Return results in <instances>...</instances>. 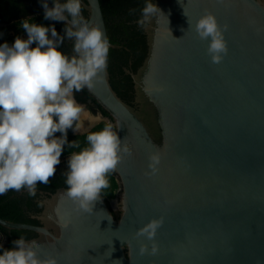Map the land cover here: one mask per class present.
I'll list each match as a JSON object with an SVG mask.
<instances>
[{
    "label": "water",
    "instance_id": "1",
    "mask_svg": "<svg viewBox=\"0 0 264 264\" xmlns=\"http://www.w3.org/2000/svg\"><path fill=\"white\" fill-rule=\"evenodd\" d=\"M81 2L110 40L101 0ZM154 4L162 15L144 27L148 55L137 72L127 70L133 103L113 88L109 63L104 82L86 88L132 148L115 172L120 217L103 193L91 214L79 213L60 188L45 194L42 225L1 216L0 225L37 232L28 241L58 264H264V0ZM205 10L228 26L229 52L218 65L194 31ZM153 152L161 164L149 178ZM161 216L159 252L141 256L151 242L136 233Z\"/></svg>",
    "mask_w": 264,
    "mask_h": 264
},
{
    "label": "clouds",
    "instance_id": "2",
    "mask_svg": "<svg viewBox=\"0 0 264 264\" xmlns=\"http://www.w3.org/2000/svg\"><path fill=\"white\" fill-rule=\"evenodd\" d=\"M217 3L223 4L224 0ZM41 4L45 20L65 22L63 36L54 25L45 27L31 22L29 17L20 22L26 39L16 36L11 45L0 44V196L26 190L30 197H35L38 183L48 185L55 176L67 146L80 151L69 155L67 171L63 173L67 187L62 195L72 201L77 212L91 214L102 199L103 190L110 187L109 177L133 154L114 130L120 128L119 123L106 121L99 112L94 115L75 98L85 88L92 90L104 82L111 43L99 26L82 15L81 0H52L51 8L47 0ZM135 11L130 9L129 14ZM157 13L162 15L157 5L147 0L137 26L146 27ZM194 31L201 41L208 43L211 63L221 64L229 52L224 35L228 26H221L205 10ZM65 38L73 42L72 55L59 50ZM85 122L89 128L103 122V127L88 131ZM69 130L87 132L83 148L79 140L69 143ZM148 159L144 175L152 178L159 173L161 154L153 152ZM44 203L39 201L38 206ZM163 224L161 216L137 231L138 237L151 242L150 249L141 244V256L158 254L155 238ZM12 243L11 250L0 245V264H58L54 256L40 258L34 240L20 236Z\"/></svg>",
    "mask_w": 264,
    "mask_h": 264
},
{
    "label": "trees",
    "instance_id": "3",
    "mask_svg": "<svg viewBox=\"0 0 264 264\" xmlns=\"http://www.w3.org/2000/svg\"><path fill=\"white\" fill-rule=\"evenodd\" d=\"M42 0H0V24L6 25L7 29L15 31L16 35L26 33L20 27L23 19L32 18L34 22L45 27L55 26L59 35H64L65 22H57L44 19V10L38 8ZM61 3L66 0H60ZM87 2V0H86ZM147 0H101L102 8L107 21L110 41L114 47L110 48L108 63L111 75V84L117 93L127 102L133 103L135 99V83L131 74L127 72H137L143 65L149 51L148 39L145 29L138 27L136 21L141 17V10ZM154 3L155 0H150ZM135 9V13L130 15L129 10ZM83 12L87 18L90 12L83 6ZM73 42L65 38L61 45V50L65 54L72 55ZM77 100L86 103L94 112H102L105 116L113 119L111 115L92 97L85 88L83 91L75 94ZM101 129L96 128L95 131ZM60 134V133H56ZM85 135H67L69 143L79 140L81 148L85 146ZM80 151V149H69L65 146L62 156L70 155L71 152ZM61 156V158H62ZM67 171V161L61 160L57 166L55 176L51 178L48 185H37V195L30 197L26 190L21 192L9 191L0 196V216L20 223H29L42 225L37 218L44 207L38 206V202L43 199V195L49 193L52 195L60 188H66V177L63 173ZM110 187L103 190V194L110 202L115 197V191L119 187L116 173L109 177ZM114 215L119 218L116 212ZM23 236L26 240L37 238L39 234L31 230L9 229L0 225V245L3 249L11 250L13 241ZM3 240L5 243L3 244ZM2 254V250H0Z\"/></svg>",
    "mask_w": 264,
    "mask_h": 264
},
{
    "label": "rangeland",
    "instance_id": "4",
    "mask_svg": "<svg viewBox=\"0 0 264 264\" xmlns=\"http://www.w3.org/2000/svg\"><path fill=\"white\" fill-rule=\"evenodd\" d=\"M15 33H16L15 31L7 29L6 25L0 24V44H3L5 42H7V43H9L11 45L14 42V39H15L16 36H21L24 39L27 38V34L26 33H22L21 35H16ZM32 47H35V45H33ZM106 121H110V120L106 119ZM98 125H100V124H97L95 126H98ZM102 127H103V124H101L99 128L102 129ZM91 129H89L88 131H90ZM69 132L72 135H85L86 134V132L85 133H73L71 130L68 131V134H69ZM57 136L59 137L60 134H57ZM76 152H78V151H76ZM67 156H69V155L62 156V158H60V159L61 160L65 159V157H67ZM117 181L119 183V187L115 191V197L113 199H111V200L114 203V206L116 207V210L118 211L119 217H120L121 211L119 210L120 209L119 206L121 205V202H120L119 196H120V193L122 191V187L120 185L121 182H120V179H119L118 176H117ZM4 243H5V240H3V244Z\"/></svg>",
    "mask_w": 264,
    "mask_h": 264
},
{
    "label": "flooded vegetation",
    "instance_id": "5",
    "mask_svg": "<svg viewBox=\"0 0 264 264\" xmlns=\"http://www.w3.org/2000/svg\"><path fill=\"white\" fill-rule=\"evenodd\" d=\"M47 2H51V3H52V0H47ZM41 5H42V4H41ZM75 98H76V96H75ZM76 100H77V98H76ZM77 102H78V103H81V102H79L78 100H77ZM81 104H85L89 111H91L93 114H96V113H94V112L89 108V106H88L86 103H81ZM99 113H101V114L104 116L105 120H106V119H109L111 122H113V119H110L109 117L105 116L102 112H99ZM101 124H103V122L100 123V125H101ZM100 125H98V126H94L90 131H95V129H96V128H99ZM99 129H100V128H99ZM86 134H87V132H86ZM68 159H69V156L65 157V159H62V160H63V161H68ZM44 197H45V195H43V199H42L41 201H43V200L45 199ZM110 205H111V207H112L114 213L116 212V214L118 215L119 213H118V211L116 210V207L114 206V203L112 202V200L110 201Z\"/></svg>",
    "mask_w": 264,
    "mask_h": 264
},
{
    "label": "bare ground",
    "instance_id": "6",
    "mask_svg": "<svg viewBox=\"0 0 264 264\" xmlns=\"http://www.w3.org/2000/svg\"><path fill=\"white\" fill-rule=\"evenodd\" d=\"M91 128H92V127H91ZM91 128H89V126H88V122H85V129L89 130V129H91ZM82 133H85V132H82Z\"/></svg>",
    "mask_w": 264,
    "mask_h": 264
}]
</instances>
